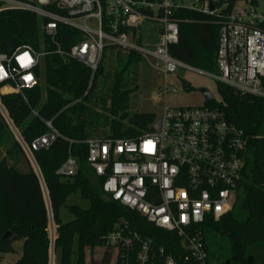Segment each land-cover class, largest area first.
I'll list each match as a JSON object with an SVG mask.
<instances>
[{
  "label": "built area",
  "instance_id": "built-area-1",
  "mask_svg": "<svg viewBox=\"0 0 264 264\" xmlns=\"http://www.w3.org/2000/svg\"><path fill=\"white\" fill-rule=\"evenodd\" d=\"M0 11L22 10L37 16L44 38L57 46L56 54L76 61L91 71L93 80L105 48L113 45L134 51L167 77L185 68L195 69L173 58L169 47L179 43L177 15L182 10L209 17L219 27L215 77L240 97L264 99V0H0ZM96 20L98 28L88 25ZM161 25V42L143 47L137 31L147 22ZM66 25L83 36L70 50L56 42L58 26ZM136 31V32H135ZM44 43V42H43ZM28 53L31 63L22 66L18 57ZM52 54L20 46L0 53L6 76L0 79V116L37 175L49 208L51 248L49 264H56L57 226L50 199L34 152L47 149L61 133L45 121L47 133L27 143L3 103L17 94L28 104L27 93L42 85L39 72ZM9 89V92H3ZM177 93L167 81L157 93L162 99ZM171 108L165 105L147 131L134 138H90L85 141L88 165L102 191L130 211L136 212L162 231L181 239L183 254L177 258L164 248L156 249L134 232L129 224H118L107 236L114 250L111 264H208L204 227L220 222L232 211L238 198L249 158V138L215 107ZM38 117L36 111L32 112ZM79 172L78 160L69 153L56 175L68 179Z\"/></svg>",
  "mask_w": 264,
  "mask_h": 264
},
{
  "label": "trees",
  "instance_id": "trees-1",
  "mask_svg": "<svg viewBox=\"0 0 264 264\" xmlns=\"http://www.w3.org/2000/svg\"><path fill=\"white\" fill-rule=\"evenodd\" d=\"M177 17L181 20L179 43L169 47L170 55L195 69L216 71L219 27L197 12L182 10ZM82 40L79 31L58 26L56 42L63 50H70ZM10 43L15 48L32 46L37 50L44 45L52 51L39 72L45 85L27 93L28 104L17 94L5 96L3 103L27 143L47 133L45 121H52L62 135L49 148L34 152L57 226L55 250L60 251V264H86L87 252L93 256L97 249L103 250L99 264H111L114 250L107 247L106 239L122 222L152 247L164 248L179 258L184 252L181 239L157 229L138 213L105 195L103 180L97 179L88 165L85 141L95 137H137L149 129L156 117L136 112L133 103L143 63L141 55L110 45L91 80L88 68L55 53L57 46L44 38L37 16L22 10L0 11V53H9ZM218 91L221 102L213 100L208 106L219 108L230 123L245 132L249 138V158L235 209L222 221H209L204 227L208 264H264V99L240 97L220 83ZM33 111L39 116H34ZM69 153L78 160L79 172L63 181L56 172ZM77 192L90 200V208L71 206L75 220L63 223L60 209ZM48 228L49 208L44 189L0 116V261L4 255L15 253L14 245L20 242L22 253L15 264H49ZM75 236L79 239V256L73 263Z\"/></svg>",
  "mask_w": 264,
  "mask_h": 264
},
{
  "label": "rangeland",
  "instance_id": "rangeland-1",
  "mask_svg": "<svg viewBox=\"0 0 264 264\" xmlns=\"http://www.w3.org/2000/svg\"><path fill=\"white\" fill-rule=\"evenodd\" d=\"M88 25L93 30L98 28L96 20H91ZM161 25L157 22L149 21L145 23L138 31V37L141 38V44L143 47L151 48L158 45L161 42L160 37ZM208 75L200 74L194 71L187 70L185 68H179L176 73L170 74L167 79L161 73V71L152 66L148 62L143 60L139 67L138 72V92L136 98L133 100L135 111L139 113H150L160 116L162 114L165 105L171 108H198L205 105V97L200 91L202 89L210 91L214 97V101L219 103L222 98L218 91V81L215 77L219 76V70L213 73L206 72ZM42 86L45 85L44 77L41 78ZM167 81L168 85L177 90V93H171L167 97L162 99L158 98L159 89L164 86ZM182 81H186L190 84V91L185 92L182 87ZM63 181L66 179H62ZM240 193V190H239ZM238 198L234 204L233 210L239 201ZM91 202L89 199L82 198L80 193H73L69 196L67 203L60 209V217L63 223H68L75 220L74 214L70 211L71 206H79L84 210L90 208ZM241 215L243 213L240 211ZM245 217V215H243ZM18 243L14 245L15 253L7 254L3 256L0 264H15L18 259ZM103 255L102 249H97L93 256L87 252L86 264H99ZM56 264H60V251L56 253ZM79 256V239L75 236L73 241V251L71 255V261L76 263Z\"/></svg>",
  "mask_w": 264,
  "mask_h": 264
},
{
  "label": "water",
  "instance_id": "water-1",
  "mask_svg": "<svg viewBox=\"0 0 264 264\" xmlns=\"http://www.w3.org/2000/svg\"><path fill=\"white\" fill-rule=\"evenodd\" d=\"M15 50V46H14V44L13 43H10L9 44V52H13ZM182 87H183V89H184V91L185 92H189L190 91V84L188 83V82H186V81H182ZM202 93H203V95H204V97H205V103L206 104H210L213 100H214V97H213V95L210 93V91H208V90H205V89H202V90H200Z\"/></svg>",
  "mask_w": 264,
  "mask_h": 264
},
{
  "label": "clouds",
  "instance_id": "clouds-1",
  "mask_svg": "<svg viewBox=\"0 0 264 264\" xmlns=\"http://www.w3.org/2000/svg\"><path fill=\"white\" fill-rule=\"evenodd\" d=\"M18 59L22 66H27L31 63V60L27 52H25L22 56L18 57ZM5 76H6V73L3 67L0 66V79H3Z\"/></svg>",
  "mask_w": 264,
  "mask_h": 264
},
{
  "label": "crops",
  "instance_id": "crops-1",
  "mask_svg": "<svg viewBox=\"0 0 264 264\" xmlns=\"http://www.w3.org/2000/svg\"><path fill=\"white\" fill-rule=\"evenodd\" d=\"M18 246H19V247H18V252H19V253H18V255H19V256H18V259H19V257L21 256V253H22V243H18Z\"/></svg>",
  "mask_w": 264,
  "mask_h": 264
}]
</instances>
